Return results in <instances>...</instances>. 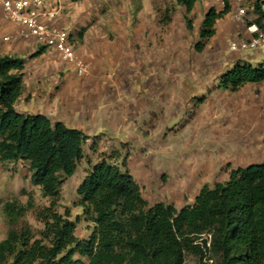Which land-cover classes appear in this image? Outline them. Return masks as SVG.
Returning a JSON list of instances; mask_svg holds the SVG:
<instances>
[{
  "label": "rangeland",
  "instance_id": "rangeland-1",
  "mask_svg": "<svg viewBox=\"0 0 264 264\" xmlns=\"http://www.w3.org/2000/svg\"><path fill=\"white\" fill-rule=\"evenodd\" d=\"M251 4L238 20L233 3L232 13L218 20L217 34L198 51L195 45L212 0L196 3L189 14L193 29L176 0H79L67 3L57 24L71 30L78 54L90 65L89 74L77 75L56 54L29 58L39 47L26 53L25 93L45 79L53 95L66 73L74 85L99 80L111 91L103 106L96 103L107 110L93 123L83 121L89 135L84 157L75 174L65 179L57 201L59 212L69 208L73 220L81 217L79 237H89L94 223L83 214L77 188L103 159L123 169L126 163L150 204L163 201L177 208L193 203L205 184L225 182L233 170L264 161V82L238 91L218 87L238 57L263 62L264 49L228 48L232 40L250 36L247 28L257 18ZM0 18L10 23L1 11ZM40 91L46 93L44 87ZM24 99L30 98L18 100V109ZM7 201L28 207L14 227L42 230L38 211L51 198L33 184L27 161L0 160V241L11 228L4 210ZM187 263L198 264V259L188 255Z\"/></svg>",
  "mask_w": 264,
  "mask_h": 264
},
{
  "label": "trees",
  "instance_id": "trees-1",
  "mask_svg": "<svg viewBox=\"0 0 264 264\" xmlns=\"http://www.w3.org/2000/svg\"><path fill=\"white\" fill-rule=\"evenodd\" d=\"M176 1L185 7L187 27L193 29L189 14L198 0ZM251 5L254 23L264 29V0ZM230 10V5L210 8L198 51L217 34L218 20ZM44 52L39 47L29 58ZM26 63L25 57L0 53V160L27 161L33 184L51 204L38 211L44 227L35 233L29 225L14 227L28 207L6 202L11 228L0 241V264H188V255L198 264H264V161L233 170L225 182L205 184L193 203L177 208L163 201L150 204L126 163L123 169L103 159L77 188L83 214L94 223L89 237H79L81 217L73 220L69 208L61 213L56 206L65 179L84 157L89 135L43 113L17 109ZM261 82L264 63L238 59L221 75L218 87L238 91Z\"/></svg>",
  "mask_w": 264,
  "mask_h": 264
},
{
  "label": "built area",
  "instance_id": "built-area-1",
  "mask_svg": "<svg viewBox=\"0 0 264 264\" xmlns=\"http://www.w3.org/2000/svg\"><path fill=\"white\" fill-rule=\"evenodd\" d=\"M66 0H0V11L4 18L14 25L17 34L32 40L38 47H45L46 52L56 54L62 63L75 71L79 76L89 74L90 65L78 54V46L72 37L71 30L57 24L64 14ZM253 0H212L213 7L224 9L236 4L235 18L243 20L248 10L245 6ZM249 37L232 40L228 46L230 51L240 52L248 49H264V29L256 23L248 26ZM8 36L4 37L8 40ZM264 63V58L263 62ZM208 246H210L211 235ZM205 264H215L214 260H206Z\"/></svg>",
  "mask_w": 264,
  "mask_h": 264
},
{
  "label": "crops",
  "instance_id": "crops-1",
  "mask_svg": "<svg viewBox=\"0 0 264 264\" xmlns=\"http://www.w3.org/2000/svg\"><path fill=\"white\" fill-rule=\"evenodd\" d=\"M71 0L65 1V11L68 9L67 3H71ZM63 15L60 16L58 21ZM57 21V22H58ZM68 27V26H64ZM69 28V27H68ZM5 32H8L9 35H5ZM8 36L7 42L2 41V38ZM38 47L32 40H28L20 37L16 32V27L10 23H5L0 18V53L8 55H18L21 57H27V52L32 51ZM38 50V49H36ZM34 50L33 52H35ZM48 54H53L49 53ZM44 52L39 57H43L47 54ZM37 57V58H39ZM237 59H241L238 57ZM250 61L252 64H259L258 60L253 62L252 58L248 57L247 59H242ZM67 68H69L67 66ZM27 71H28V62L26 63L25 68V86L27 84ZM48 72L49 70H43V72ZM44 75V73H43ZM68 73L65 74L64 82L61 88L53 95H50L51 88L47 87L48 85L45 79H41L44 82L38 85L33 84L29 88L28 93L23 92V96L30 99H24L20 108L17 109L24 113H43L47 115L53 121H63L68 126L73 128H78L85 131L84 120H88L93 123L94 120L99 116L100 111L107 110V107L100 108L96 105L99 102V106L102 105V100H108L110 97L109 87H103L99 80H84L80 82V85H74L70 82L71 79H68ZM42 76V75H41ZM44 87L46 93L41 92L40 88ZM48 93V94H47ZM26 94V95H24ZM40 101H37V97ZM20 97L19 100L22 99ZM106 105V104H105ZM18 106V105H17ZM112 110V107L109 108ZM105 110V111H106ZM93 120V121H92Z\"/></svg>",
  "mask_w": 264,
  "mask_h": 264
}]
</instances>
